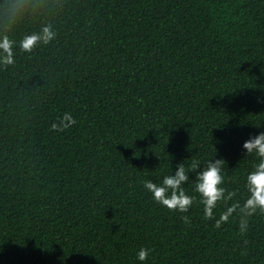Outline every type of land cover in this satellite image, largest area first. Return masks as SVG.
Returning a JSON list of instances; mask_svg holds the SVG:
<instances>
[{
    "label": "trees",
    "instance_id": "1",
    "mask_svg": "<svg viewBox=\"0 0 264 264\" xmlns=\"http://www.w3.org/2000/svg\"><path fill=\"white\" fill-rule=\"evenodd\" d=\"M3 37L0 264H264V211L215 223L258 159L242 145L264 131V0H0ZM213 157L233 193L214 218L194 172L187 212L144 187Z\"/></svg>",
    "mask_w": 264,
    "mask_h": 264
},
{
    "label": "clouds",
    "instance_id": "2",
    "mask_svg": "<svg viewBox=\"0 0 264 264\" xmlns=\"http://www.w3.org/2000/svg\"><path fill=\"white\" fill-rule=\"evenodd\" d=\"M54 38V33L44 28L41 33H32L20 41V47L31 52L34 47L41 43H49ZM14 61L12 42L7 37L0 38V63L9 64ZM258 103H264V98H257ZM75 123L70 113H65L61 124L62 127H69ZM242 148L245 156L253 155L257 159L252 169L247 173L245 187L247 198L242 204L239 202L227 205L218 218L215 219L216 226L226 222L239 209L245 216L255 212L264 211V131L250 133L249 138L244 140ZM185 159L178 161L174 172L164 175L160 181L145 180L144 187L152 194V198L159 204L169 209L180 212H187L195 197L185 191L183 185L189 181V172L195 173L193 191L199 194L200 203L203 205V214L206 218H214L218 202L228 201L233 193L227 192L223 185L222 167L223 157L211 158L206 161V166L201 168V162L195 158L191 163L185 165ZM184 219L187 221L188 217ZM149 254V249L141 247L137 252V259L144 261Z\"/></svg>",
    "mask_w": 264,
    "mask_h": 264
}]
</instances>
